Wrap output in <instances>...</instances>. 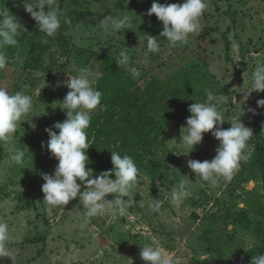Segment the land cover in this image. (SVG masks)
<instances>
[{
  "label": "rangeland",
  "instance_id": "obj_1",
  "mask_svg": "<svg viewBox=\"0 0 264 264\" xmlns=\"http://www.w3.org/2000/svg\"><path fill=\"white\" fill-rule=\"evenodd\" d=\"M58 3L61 26L55 36L46 37L24 10L23 0H0V11L13 14L22 25L17 44L4 49L10 63L0 71V86L11 94L22 91L33 98V109L18 125L14 140L0 143V220L9 224V247L16 264H145L139 251L153 238L160 241L175 264H228L237 260L251 264L252 256L260 254L264 246L263 185L254 131L249 142L250 160L241 162L231 181L220 178L216 185L195 176L187 162L211 161L219 141L211 132L204 133L203 141L184 155L179 138L191 115L188 107L204 102L208 90L224 97L217 105L226 119L220 126L224 129L231 127L227 121L240 117L253 130V115L264 113V107L257 105L264 92H253L245 104L239 102L248 86L244 80L250 79L258 62H264V0H207L199 34L191 35L187 45L177 47L159 38L161 50L148 54V67L140 63L145 59V49L138 48V37L145 33L159 36L163 30L154 14L146 15L153 0ZM120 14L132 18L131 29L104 34L96 26L104 17ZM122 48L140 68L138 79L116 64ZM73 65L89 68L96 76V88L102 85L120 98L137 101L159 120L166 112L174 113L153 151L159 162L158 173L152 181L147 174L151 166L147 158L139 168L143 179L133 189L135 205L122 218L111 214L88 218L78 197L51 211L43 201L41 173L52 174L58 164L47 150L45 129L66 119L57 106L69 89L56 85L68 79L67 73L75 74ZM106 147L101 143V149ZM109 147L115 150L117 144L112 142ZM14 149L25 152L23 166L10 162ZM180 179L189 180L191 195L177 207L170 203V190ZM158 183L168 190L161 193ZM112 198V194L107 197ZM152 198L164 201L159 213L148 208ZM4 264L12 262L4 258Z\"/></svg>",
  "mask_w": 264,
  "mask_h": 264
},
{
  "label": "clouds",
  "instance_id": "obj_2",
  "mask_svg": "<svg viewBox=\"0 0 264 264\" xmlns=\"http://www.w3.org/2000/svg\"><path fill=\"white\" fill-rule=\"evenodd\" d=\"M207 7V0H183L182 3L171 4H161L153 0L146 15L154 14L157 20L162 22L163 30L159 36L145 33L138 37V48L145 49V59L140 63L148 67V54L160 52L159 38H165L171 47L187 45L191 35L199 34L200 18ZM23 8L36 22L39 32L44 33L46 37L57 34L62 18L58 0H23ZM13 16L7 11H0V71L6 70L10 63L4 49L15 46L17 36L21 34L22 25ZM96 26L104 34H118L125 29H131L132 18L123 14L108 15L99 20ZM76 43L79 46L80 41L77 40ZM233 47L238 45L234 44ZM115 62L119 68H125L133 79L140 77V68L133 62L127 49L122 48L119 51ZM72 70L74 75L67 73L68 79L56 85V87L63 85L69 89L57 106L65 113L66 119L45 129L49 137L47 150L58 164L52 174L41 173L44 181L41 186L43 201L51 211L52 208L65 206L78 197L79 205L86 210L85 215L88 218L105 214L117 218L125 217L127 210L135 205L133 189L143 177L133 158L127 154L121 155L118 151H110L112 169L101 171L95 176L91 168L86 169L89 163L87 150L90 147L86 130L90 126L91 113L98 107H103L102 92L95 87L96 76L89 68H76L73 65ZM244 84L248 86L243 90V98L239 101L243 104L253 92H264V62L256 64L250 79L244 80ZM223 99V96L218 98L208 90L204 102L192 103L188 107L191 115L186 119V127H182L179 138L181 141L179 147L185 152L184 155L191 153L195 146L203 141L204 133L211 132L219 141L215 149L216 154L211 161L190 159L187 162V167L195 176L211 185H216L220 178L226 182L231 181L241 162L249 161L252 156L249 142L253 137V130L245 126L240 117L234 122L227 121L231 127L227 129L220 127L226 122L223 112L217 106ZM257 105L264 107V99L257 100ZM32 109V96L22 91L11 94L7 88L0 86V143H11L14 140L18 125ZM41 146L45 147L43 143ZM24 157L25 152L22 149H14L10 155V162L23 166ZM157 187L161 193L168 190L159 183ZM109 194L113 196L110 200L107 199ZM190 195L189 180L180 179L170 190V203L178 207ZM163 203L160 198H152L148 208L159 213ZM10 240L9 224L0 220V264H4V258L16 264L14 253L9 247ZM141 246L139 257L145 264H175L170 254L160 246L158 239L153 238L150 243ZM251 264H264V254L252 256Z\"/></svg>",
  "mask_w": 264,
  "mask_h": 264
},
{
  "label": "trees",
  "instance_id": "obj_3",
  "mask_svg": "<svg viewBox=\"0 0 264 264\" xmlns=\"http://www.w3.org/2000/svg\"><path fill=\"white\" fill-rule=\"evenodd\" d=\"M228 47V44L225 45ZM102 92L101 105L91 114V122L86 130L90 147L87 150L89 163L87 168H91L94 173L112 169L111 152L118 151L121 155H130L136 163L138 169L150 158L151 166L148 176L154 181L159 170V162L153 151L159 138L163 135L166 125L173 117L166 112L165 118L159 120L155 115H151L145 107H141L137 101L130 98L118 97L117 94L110 93L105 86L97 87ZM254 131V143L257 157V165L261 175L264 198V113L254 114L252 117ZM106 143L108 147L101 149V143ZM115 142L117 148L110 149V144ZM262 234L264 237V206ZM260 254H264V246ZM228 264H240L239 260Z\"/></svg>",
  "mask_w": 264,
  "mask_h": 264
}]
</instances>
